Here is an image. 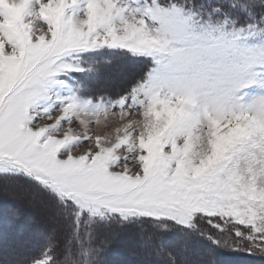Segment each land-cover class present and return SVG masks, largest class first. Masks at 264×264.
<instances>
[{
    "label": "snow or ice",
    "instance_id": "6c2138e0",
    "mask_svg": "<svg viewBox=\"0 0 264 264\" xmlns=\"http://www.w3.org/2000/svg\"><path fill=\"white\" fill-rule=\"evenodd\" d=\"M106 56L144 65L115 96ZM0 178L50 225L3 221L0 264H107L114 225L138 264L264 256V0H0Z\"/></svg>",
    "mask_w": 264,
    "mask_h": 264
},
{
    "label": "rangeland",
    "instance_id": "374dc122",
    "mask_svg": "<svg viewBox=\"0 0 264 264\" xmlns=\"http://www.w3.org/2000/svg\"><path fill=\"white\" fill-rule=\"evenodd\" d=\"M107 57L108 56L103 57L102 65H99V63L97 65L96 71L90 77L84 80V83L88 88L92 89V87H97L95 89H92L93 92H95L99 88L102 89H100L98 92H102L103 90L109 88H112L111 92L119 91L116 89H119V86H123L127 82H129V77L131 79L134 77L133 70L137 67L135 65L140 63L121 57L111 56L109 64L105 62V59H107ZM113 59L117 67L114 66V63L112 62ZM108 65H112L113 69L107 71L104 66L109 68ZM140 68L142 69L143 67L140 66ZM131 71L133 72V77L132 74L130 75V73H132ZM98 81L100 86H97V83H94ZM116 94H118V92L113 93L111 96H114ZM116 126V123L112 122L107 127H102L100 131L102 133L114 135ZM17 186H15V188H19ZM27 190L28 191H26V193L24 192V196L22 194L16 196V191L15 193L14 191L6 192L5 197L15 202L10 203L11 207L9 206L7 208L8 216L10 215L13 218L14 216L18 215L23 220L30 221V215L33 213L39 219V222L41 221L42 224H45V222L47 223L49 209L44 207V199H39L41 196H37V194L34 193L32 189ZM16 198H18L17 203ZM20 203L25 207V211H22V209L20 210ZM17 207H19V210L17 209ZM11 217H6V219H11ZM46 226L47 227H41L39 225V228L45 229V232H48L50 230V228H48L50 227V225ZM132 226L134 225H127L121 228H118V226H116L115 228H113L115 231L117 230L116 232L118 238L105 248L104 258L106 259L107 264H138V257L134 256L132 253L133 251L140 250L139 245L142 239L147 235V233L144 232L143 229ZM38 231L41 232L40 229H38ZM191 248L196 253L193 258L197 259L199 264H259L258 261L264 264V256L250 255L244 251H229L225 248L215 247L204 241H193Z\"/></svg>",
    "mask_w": 264,
    "mask_h": 264
},
{
    "label": "trees",
    "instance_id": "16d2710c",
    "mask_svg": "<svg viewBox=\"0 0 264 264\" xmlns=\"http://www.w3.org/2000/svg\"><path fill=\"white\" fill-rule=\"evenodd\" d=\"M110 57L111 56H108L107 57V59H105V62L106 63H109V60H110ZM100 60H101V62H100V64L99 65H102V59H103V57L102 58H99ZM125 59H127V58H125ZM113 63H114V59H113V61H112ZM110 64V63H109ZM134 64V63H133ZM139 65V66H138ZM114 66L115 67H117L116 65H115V63H114ZM135 66H137L133 71H134V77L135 76H137L139 73H140V71L143 69H141L140 68V66L141 67H144V65H143V63H138V64H136ZM108 67L109 68H107L106 66H104V68L105 69H107V71L108 70H111V69H113V66L111 65H108ZM111 67V68H110ZM121 68V67H120ZM115 69H117V68H115ZM132 72V71H131ZM132 74V77H133V72L132 73H130V75ZM133 77V78H134ZM132 78V79H133ZM129 79L131 80V78L129 77ZM129 80V81H130ZM95 84L97 83V86H100V84H99V81L98 82H94ZM129 82H127L125 85H123V86H119L118 88L119 89H116V90H119V91H116V92H118V93H120L121 91H123V89L127 86V84H128ZM95 88H97V87H92V89H95ZM100 89H102V88H99L98 90H96L95 92L96 93H106V94H108V95H112L113 93H116V92H111V90H112V88H109V89H105V90H103L102 92H98ZM109 92H111V93H109ZM115 96V95H114ZM18 185V186H17ZM15 186H17V187H19V188H15ZM21 187V188H20ZM13 188H15V189H13ZM27 189H31L28 185H27V182L26 181H23V180H18V181H9V182H7V184H5V182L3 181V179L2 178H0V224H2L3 223V221H5L6 220V217H11L10 215L8 216V212H7V208L10 206L11 207V204L10 203H15L13 200H11V199H9V198H6L5 197V194H6V192H11V191H14V193H15V191H16V196H18V195H20V194H22L23 196L25 195V193H26V191H28ZM24 190V191H23ZM33 190V189H32ZM34 191V190H33ZM25 192V193H24ZM37 194V196H41L40 194H38V193H36ZM41 198H43L42 196L39 198V199H41ZM14 199V198H13ZM44 199V198H43ZM18 202V198H16V203ZM19 207H20V210L22 209V211L25 209V207L23 206V204H21L20 203V205H19ZM19 207H17V209L19 210ZM44 207H45V205H44ZM3 208H6V209H3ZM45 208H47V207H45ZM25 211V210H24ZM49 211V210H48ZM20 212V211H19ZM23 213V212H22ZM30 217H31V220L30 221H27V220H24L25 222H26V224H28V226L30 227V228H32V229H35V230H37L38 231V229H40L41 230V232H44V233H47V232H45L46 230L45 229H41V228H39V225L41 226V227H47L46 225H49V223L47 222H45V224H42V222L40 221L39 222V219L36 217V215L35 214H31L30 215ZM12 218V217H11ZM124 226H127V225H123V226H118V228H121V227H124ZM135 227H137V228H139V229H143L144 230V232H146L147 234L151 231V229L150 228H148L147 226H143V227H141V226H138V225H134ZM134 226H132V227H134ZM116 226L114 225L113 226V228H115ZM48 228H50V227H48ZM117 231V230H116ZM139 250V249H138ZM258 263L259 264H262L261 262H259L258 261Z\"/></svg>",
    "mask_w": 264,
    "mask_h": 264
}]
</instances>
